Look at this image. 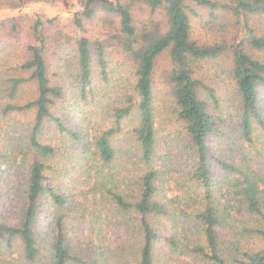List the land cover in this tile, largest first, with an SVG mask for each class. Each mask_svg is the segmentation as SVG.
Listing matches in <instances>:
<instances>
[{"label": "trees", "instance_id": "obj_1", "mask_svg": "<svg viewBox=\"0 0 264 264\" xmlns=\"http://www.w3.org/2000/svg\"><path fill=\"white\" fill-rule=\"evenodd\" d=\"M77 1L78 33L97 19L104 38L79 35L68 52L55 46L51 80V37L36 17L19 67L29 76L11 80L8 97L27 82L36 95L1 109L30 122L24 146L0 137V173L13 175L9 189L20 204L16 225L0 222V264H264V35L249 25L264 20V0H224L246 36L205 44L192 38L190 17L202 7L215 18L218 0ZM138 7L145 20L136 18ZM114 51L127 68L122 102L96 132L77 114L95 100L96 80L108 83ZM165 54L169 67L156 81ZM222 56L236 100L227 113L200 67ZM161 125L167 134L158 135ZM46 126L57 131V144L43 140ZM123 131L125 146L117 139ZM166 138L187 158L163 171L155 163L165 158ZM85 224L90 239L81 243L75 234Z\"/></svg>", "mask_w": 264, "mask_h": 264}, {"label": "rangeland", "instance_id": "obj_2", "mask_svg": "<svg viewBox=\"0 0 264 264\" xmlns=\"http://www.w3.org/2000/svg\"><path fill=\"white\" fill-rule=\"evenodd\" d=\"M219 7L214 11L215 18H209V10L202 7H193L197 12L196 16L190 17L191 24V36L198 43H210L214 40L226 41L231 43L232 41L242 39L246 36V32L243 29V25H237V21L227 10L222 6L225 4L224 0H218ZM0 137L8 140L11 143H17L19 145L25 144L27 141V129L29 127L30 116L17 115L10 117H3L2 106L4 104L22 105L32 100L36 95V87L33 82H27L20 87V90L16 94L13 100L9 96V85L11 80L16 78H28L29 74L22 72L19 67L21 63L26 59L27 50L26 47L31 43L30 27L33 20L38 17L44 23V31L51 38L48 44L51 50L45 54L46 60L49 66L48 76L49 79L55 80L57 72V58L52 55L54 52H58L54 47L59 45L66 52L70 51V45L74 44L79 35L95 40L97 38L103 39L104 34H100L101 24L94 19L92 21H83L84 34L78 33L74 25L72 24V18L74 13L79 12L81 7L77 0H27L24 4L14 2V0H7V4L4 2L0 4ZM134 13L138 20H145L148 16L147 10L142 7H138ZM158 20H161V15L155 16ZM249 25L254 29L257 35H264V20L263 19H251ZM59 33V35H56ZM55 39L53 41L52 39ZM53 41V42H52ZM228 55V54H227ZM56 60V61H55ZM227 56H222L220 59L208 61L205 64H201V74L207 78L205 83L214 89V92L218 95L220 100L219 111L227 113L234 111L236 107L235 95L233 93L232 85L228 78L227 73ZM108 66L110 68V77L108 83L96 80L97 91L95 100L88 104L81 103L80 108L83 109V116L77 114L79 118L82 117L81 122L84 126L93 128L96 132L108 126V120L106 115L114 107L120 106L122 102L120 94L122 87L124 86L127 76L126 62L121 55L116 54V51L111 53ZM169 67L168 55L165 54L158 61L157 70L155 73L156 81L162 75V72ZM60 71V70H58ZM209 75V77H208ZM212 76V77H211ZM214 76H218L217 80L211 81ZM211 78V79H208ZM212 84V85H211ZM159 93L162 92L163 87L157 83ZM205 99L209 98L207 95ZM159 108H161L159 106ZM163 108V107H162ZM227 108V109H226ZM46 126L43 129V140L53 145L59 142L57 131L54 127ZM164 125L160 126V128ZM159 128V129H160ZM166 130L161 131L158 135H165L169 132V126ZM125 131L118 135L119 142L125 146ZM173 136V135H172ZM125 138V139H124ZM121 139V140H120ZM124 139V140H123ZM167 139V138H166ZM24 146V145H23ZM211 147H214V141ZM179 142H171L170 139L162 140L160 156L165 157L163 161H157L155 166L159 169L163 163L166 165V169L169 170L167 165L169 163L175 165H182L187 158L186 151ZM129 150V146H126ZM166 151V153L164 152ZM167 151H170L168 153ZM130 152V150H129ZM166 155V156H165ZM237 155V154H236ZM129 166V167H128ZM123 168L132 172L133 169L130 165ZM131 167V168H130ZM3 168V167H2ZM163 168V166H162ZM175 168V167H173ZM7 179L9 182H7ZM14 181L13 175L11 177L0 173V222L4 221L10 225H16L18 219L16 218V212L20 207L19 202L16 199L13 191L9 188ZM80 190H84V187H80ZM42 230L45 228V224L42 225ZM87 224L80 226L78 233L75 234L76 238L85 243L90 238L88 237ZM231 238V237H229ZM113 237H109L107 242L111 243ZM263 242H261L262 244ZM257 244L260 245L259 242Z\"/></svg>", "mask_w": 264, "mask_h": 264}]
</instances>
